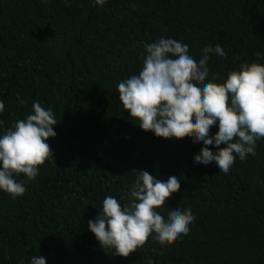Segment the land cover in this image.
<instances>
[{"label": "trees", "instance_id": "trees-1", "mask_svg": "<svg viewBox=\"0 0 264 264\" xmlns=\"http://www.w3.org/2000/svg\"><path fill=\"white\" fill-rule=\"evenodd\" d=\"M161 36L187 43L197 60L220 44L227 59L212 53L210 75L226 78L264 55V0H0V133L34 101L57 122L53 158L24 196L0 192V264L35 255L47 264H264V139L223 174L194 163L202 143L143 131L119 100L117 84L138 74L144 44ZM136 171L179 175L165 207H190L196 220L187 236L163 246L149 238L125 258L102 249L87 222L106 196H127Z\"/></svg>", "mask_w": 264, "mask_h": 264}, {"label": "clouds", "instance_id": "clouds-1", "mask_svg": "<svg viewBox=\"0 0 264 264\" xmlns=\"http://www.w3.org/2000/svg\"><path fill=\"white\" fill-rule=\"evenodd\" d=\"M64 2L67 5L69 0ZM93 2L104 6L108 0ZM144 50L138 74L117 84L119 100L139 128L166 140L190 135L203 145L194 163L215 162L223 174L229 173L237 157L244 162L249 155L256 156L257 141L264 139V55L256 52L254 61L240 64L223 78L210 75L212 53L227 59L218 43L205 45L198 60L187 43L171 37L145 43ZM4 110L5 102L0 100V114ZM3 124L0 120V128ZM56 126L52 108L34 101L26 118L0 133V192L13 200L24 196L26 181H35L40 166L53 158L48 141L56 137ZM213 127L218 128L215 134ZM136 173L127 196L120 200L106 196L99 215L87 222L102 249L125 258L149 238L163 246L187 236L196 220L190 207H165L181 184L179 175L162 181L147 171ZM21 175L26 180H18ZM160 209H166L165 214ZM30 264H47V260L35 255Z\"/></svg>", "mask_w": 264, "mask_h": 264}]
</instances>
